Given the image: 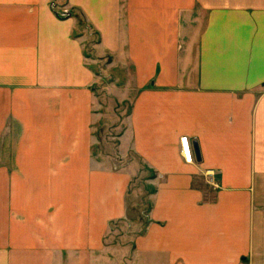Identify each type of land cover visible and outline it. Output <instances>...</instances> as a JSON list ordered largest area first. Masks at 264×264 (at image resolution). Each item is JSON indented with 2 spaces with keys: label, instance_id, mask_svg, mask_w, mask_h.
<instances>
[{
  "label": "crops",
  "instance_id": "0c3cea01",
  "mask_svg": "<svg viewBox=\"0 0 264 264\" xmlns=\"http://www.w3.org/2000/svg\"><path fill=\"white\" fill-rule=\"evenodd\" d=\"M104 59L155 173L132 264H264V0H0V264H99L126 218L137 173L93 157Z\"/></svg>",
  "mask_w": 264,
  "mask_h": 264
},
{
  "label": "rangeland",
  "instance_id": "374dc122",
  "mask_svg": "<svg viewBox=\"0 0 264 264\" xmlns=\"http://www.w3.org/2000/svg\"><path fill=\"white\" fill-rule=\"evenodd\" d=\"M75 15L78 18L80 32L92 36L86 46V56L92 57L91 50L97 37L93 35L83 16L78 13ZM204 20L205 18L201 17L200 29H203ZM195 45L197 42L194 41ZM106 62L104 59L102 62L95 61L90 64L99 77L93 87L98 100V115L93 128V157L102 162L105 168L122 170L129 167V173L137 175L130 182L126 195L127 216L110 224L105 236L104 249L98 258L101 261L99 264H132L134 242L144 234L148 224L151 198L155 192V187L149 180L153 179L155 173L144 166L132 151L124 158L120 154L121 137L129 127L132 101L137 93L130 86L131 68L120 65L118 68L108 69Z\"/></svg>",
  "mask_w": 264,
  "mask_h": 264
},
{
  "label": "built area",
  "instance_id": "2783aa9c",
  "mask_svg": "<svg viewBox=\"0 0 264 264\" xmlns=\"http://www.w3.org/2000/svg\"><path fill=\"white\" fill-rule=\"evenodd\" d=\"M180 143H181V148H182V153H183V157L186 163H192V157L190 154V149H189V145H188V138L187 137H182L180 139Z\"/></svg>",
  "mask_w": 264,
  "mask_h": 264
}]
</instances>
